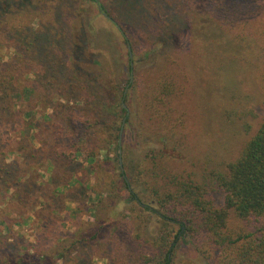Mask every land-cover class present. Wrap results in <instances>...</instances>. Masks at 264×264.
I'll return each instance as SVG.
<instances>
[{
    "label": "rangeland",
    "instance_id": "1",
    "mask_svg": "<svg viewBox=\"0 0 264 264\" xmlns=\"http://www.w3.org/2000/svg\"><path fill=\"white\" fill-rule=\"evenodd\" d=\"M34 1L29 2L26 10H21H29L27 15H22L26 24L22 31L11 28L7 22V19L13 21L14 10L8 13L7 19L0 18V62L21 70L14 80L33 88L30 100L22 104L17 99V105H24L25 110L33 109L36 121L33 130L25 126L24 135L18 128L11 130L10 148L16 147V150L8 159L18 162L23 168L21 171H29L26 172L28 177L37 180L35 186L25 188L24 202L13 195V186L0 190V264L8 255L14 256L15 264L17 261L21 264H140L130 243L134 226L150 237L158 230L157 218L137 206L131 212L132 203L126 201L125 191L122 199L105 193L99 200L96 175L84 159L79 158L61 169L53 168L48 160V149L58 142L51 135L54 120H70L68 118L76 114L94 117L97 126L107 133L93 135V144L99 137H110L107 130L113 125L109 112L112 109L105 106L104 86L106 88L107 84L104 78L107 68H111L108 78L111 77L116 86L122 85L128 51L121 31L99 5L122 22L132 35L136 44V71L139 75L146 73L142 79L149 82L148 72L162 67L166 56L171 57L168 61L171 67L178 69L177 65H181L187 74H179L191 79L182 94L191 110L186 128L188 147L180 151L187 158L188 168L205 179L211 177L212 171L226 169L264 117L262 56L258 43L249 36L237 39L211 20L210 17L223 14L222 6L228 0H213L219 5L210 9L206 8L207 0ZM248 13H255L251 16L257 26L264 25V4ZM203 15L210 18L209 26L200 22ZM28 16L34 17V21L29 23ZM34 32L40 34L41 39L33 44ZM72 43L82 44L80 62L85 61L82 65L90 71L98 68L97 59L103 62L105 72L98 85L91 81L89 71L80 74L78 70H71ZM144 84L132 93L131 121L123 126L121 136V163L127 156L129 167L140 163L149 152L148 142L137 136L136 115L143 106ZM30 134L31 140L24 142ZM101 151L98 160L106 167L102 178L108 179L110 171L117 170L119 165V150L109 149L111 161L104 160L107 151ZM37 160L41 164L36 163ZM113 171L117 177L118 171ZM72 177L68 188L57 189L58 184ZM87 186H94L95 191L87 190ZM214 196L217 205L222 206L223 194L214 192ZM120 224L123 227L118 229ZM232 224L236 225L234 218ZM38 252L48 260L35 257ZM61 252L63 256L58 257ZM187 260L214 264L191 242H183L177 249L175 261Z\"/></svg>",
    "mask_w": 264,
    "mask_h": 264
},
{
    "label": "trees",
    "instance_id": "2",
    "mask_svg": "<svg viewBox=\"0 0 264 264\" xmlns=\"http://www.w3.org/2000/svg\"><path fill=\"white\" fill-rule=\"evenodd\" d=\"M29 2L35 1L0 0V18L7 19L8 13L15 11L13 21L7 19V22L11 28L22 31L26 28L22 15H27L29 10L22 11L27 9ZM262 4L264 0H228L222 6L223 14L210 18L228 33H233L237 39L249 36L258 43L262 56L260 69L264 88V25L257 26L251 16L255 13H248L257 10ZM218 5L214 4L213 0H207L206 8ZM134 6L142 8L139 4ZM99 7L121 31L128 51V64L122 85L116 86L112 78H108L107 74H111V68H107L104 78L107 84L106 88L104 86L107 92L105 106L112 109L109 112L112 114L110 123L113 125L107 130L110 137H99L93 144V135L98 137L103 132L107 133L97 126L94 117L84 118L76 114L69 117L70 120L67 118L54 120L51 135L59 143L56 142V146L48 149L49 163L53 168L57 166L61 169V166L79 158L84 159L89 170L96 175L97 184L100 186V192L97 194L99 200L105 193L122 199L121 194L125 191L126 201L132 203L131 212H134L137 206L157 218L158 230L150 237L139 232L138 227L134 226L130 243L138 255L140 264L152 262L197 264L191 260L176 263L177 249L183 242H191L214 264H264V117L258 129L245 140L239 153L227 164L225 170L212 171L209 173L211 177L207 176L206 179L202 175H197L196 170L188 168L187 158H184L180 151L188 147L189 135L186 128L191 110L183 100L182 94L188 88L186 83L191 79L179 74V72L187 74L181 65L176 63L178 69L169 65L170 56L165 57V63L158 67L157 71L152 69L148 72V78L151 79L149 82L142 79L146 73L139 75L136 71L134 59L136 44L132 35L102 4ZM28 17L29 23L35 19ZM200 18L202 24L209 26L208 16L203 15ZM34 34L33 44L41 39L40 34L37 32ZM71 46L73 61L71 70L75 72L78 70L80 74L81 71H89L91 81L99 84V79H103L105 72L101 59L96 60L95 65L98 68L90 71L82 65L86 63L85 61L80 62L82 44L72 43ZM20 72L22 71L16 67L6 66L0 62V190H9L13 186L15 188L13 195L24 202L22 195L25 188L35 186L37 180L28 177L26 172L29 171H21L23 168L18 162L8 159L16 150V147L10 148L11 130L15 131L18 128L19 133L24 135L26 125L32 130L36 127L34 110H25L24 105H17V99L22 104L28 102L33 91L31 86L14 80L15 74ZM80 79L79 75L78 80ZM143 83H145V91L141 98L143 106H140L136 115L139 121L137 136L148 142L149 152L145 153L146 156L140 163L129 167L127 156H124L121 163V136L123 126L131 121L133 109L130 100L134 97L132 93L140 89ZM31 136L30 134L25 137L24 142L30 141ZM65 136H68V139ZM113 148H117L120 154L117 153L119 164L117 170L113 168L118 174L114 177V171L111 170L109 178L104 179L102 172L106 167L101 166L102 161L98 158L101 156V150H105L107 152L104 160L111 161L108 151ZM27 158L28 154L24 160ZM36 163L41 164L38 160ZM193 165L195 164L191 163V166ZM72 181L73 177L63 184H58L57 189L68 188ZM86 188L94 190V186ZM214 192L223 194L222 206L217 205ZM93 194L91 192V195ZM232 218L236 225L232 224ZM134 219L137 220L138 216ZM121 224L118 229L123 227ZM32 247L36 250L35 245ZM40 254L38 252L34 256L44 261L48 260L44 254ZM57 256L62 257V252ZM7 257L3 264H15L12 260L13 255ZM16 264H21V261H17Z\"/></svg>",
    "mask_w": 264,
    "mask_h": 264
}]
</instances>
